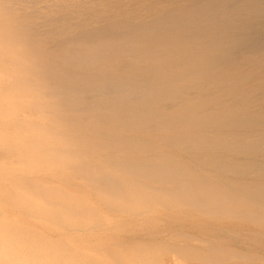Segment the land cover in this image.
<instances>
[{
  "label": "rangeland",
  "instance_id": "374dc122",
  "mask_svg": "<svg viewBox=\"0 0 264 264\" xmlns=\"http://www.w3.org/2000/svg\"><path fill=\"white\" fill-rule=\"evenodd\" d=\"M35 18L43 21L36 36L45 41V47L41 49L42 61L48 62L43 63L44 71L49 77L55 69L53 76L61 74V78L59 75L48 78L44 72V78L48 79L35 78L37 82L32 83L30 55L34 56L35 52L26 51L18 42L8 40L11 34L28 31ZM19 19L22 22L18 23ZM0 29V75L6 71L5 66L11 68L7 72L9 75L4 72L3 78L0 76L3 80H0V89L6 90L9 84L7 90L13 87L11 91L16 93L7 90L2 93L0 90V101L6 97L2 95L4 93L15 95L5 98L9 102L4 99V104L0 102V106L4 105L2 110L7 108L2 114L8 115L3 114L6 118L1 116L5 120L0 117V122L3 121L0 125L5 124L0 127V135H4L1 129L7 131L5 135L8 137L13 130V143H6L18 146L19 141L25 140L22 136L27 135L28 129L33 136L39 129L49 132L39 130L42 136H47L39 138V135L37 141L35 136L39 132L34 141L28 134L31 139L26 136L30 140L21 143H24L21 151H18L21 145L16 147L19 148L17 151L15 148L17 156L20 153L22 157L13 154L17 159L13 156L12 162L14 160L16 164L10 159L0 161V219L5 217L7 220L16 203L6 202L3 198L4 171L11 173L23 164L24 167L30 165V159L27 162L30 156L39 155L36 158L40 159L44 153L48 152V156L49 152L55 151L52 158L48 156L51 160L46 155L47 158L41 159L46 161L53 177L51 183L38 187L46 201L34 203L30 214L35 226L53 233H65L72 243L79 245L74 249V255L60 258L79 264H111L112 255L120 250L121 245L136 242V247L124 256L126 264L152 261L155 258L150 250L138 241L141 235H148V230L144 226L132 228L128 221L133 217L144 221L154 219L165 204L178 206L181 199H195L207 205L210 211L205 214L192 210L189 222L198 234L205 237L196 243L207 250V258L213 264H264V0H0ZM21 55L25 56L24 59ZM49 58L55 62L49 64ZM2 60L10 63L4 65ZM56 62L62 63L63 69L71 63L74 66L70 65L71 70L66 67L69 70L62 72L61 64H54ZM125 62L129 64L126 66ZM118 63L128 70L124 71ZM24 65L31 77L25 74L27 72L21 73L25 70ZM17 66L23 69L21 74ZM48 68H53L50 74ZM122 71L130 74L124 75ZM24 74L27 82L24 80L23 84ZM68 76L75 81L72 79L71 82ZM58 78L63 79L65 85L63 82L53 85ZM66 79H70L71 87L66 85ZM77 79L83 85L78 86ZM18 81L21 84L18 85ZM98 81L100 86H95ZM123 81L129 86L120 85ZM74 82L82 89H77ZM103 83H112L115 90L110 86V90L104 88ZM91 86L96 90L88 88ZM121 88L124 92L129 90L128 93L118 94ZM43 93L53 97L48 99ZM9 96L14 100L17 96L18 100L10 101ZM33 96L36 100L31 103ZM25 99L32 105L24 102ZM66 100L74 102L75 106L69 103V107ZM13 102L17 105L13 106ZM20 102L27 107L22 105L24 107L18 109ZM27 108L30 112L26 111ZM37 109L41 111L37 113ZM17 110L24 116L18 112L19 117H10ZM47 117L49 119L44 120ZM16 123L18 126L23 123L25 128L19 126L20 129H16ZM51 136H56L59 141L63 139L60 142L63 145L58 146L57 138ZM38 138L47 144L58 141L57 145L54 142L51 145L60 148L47 145L44 148L43 143L42 151L35 149L36 144L39 148L42 145ZM2 139L0 144L4 141ZM28 145L31 150L26 149ZM193 183L195 191L192 190ZM164 187L167 191L163 190ZM178 187L183 190L178 191ZM96 188L98 192L94 191ZM159 189L166 191L162 194L167 196L161 195ZM100 190L117 196L106 195ZM169 191L175 194L171 196ZM0 258L6 264H26L37 256L21 253L3 243L0 244ZM170 260L171 264H183L175 255Z\"/></svg>",
  "mask_w": 264,
  "mask_h": 264
},
{
  "label": "clouds",
  "instance_id": "9594fccd",
  "mask_svg": "<svg viewBox=\"0 0 264 264\" xmlns=\"http://www.w3.org/2000/svg\"><path fill=\"white\" fill-rule=\"evenodd\" d=\"M7 7V6H6ZM43 21L35 18L28 31L11 34L8 40L18 42L26 51L35 52L31 57V73L35 78L44 79V65L41 49L45 47L43 38L36 36L39 25ZM17 146L8 143L0 144V155L7 160ZM49 166L37 158L34 163L18 168L11 173H3V198L6 202L16 203L7 220L0 219V244L7 243L21 253H30L37 259L26 264H79L77 261L60 257L74 255V249L79 245L70 241L65 233H53L39 228L32 223L31 208L34 203H43L46 197L38 191L41 184L52 182ZM178 187V191H182ZM192 190H196L195 183ZM23 194V195H20ZM192 210L197 212L210 211L207 205L195 199H181L179 205L165 204L154 219L147 221L131 218L128 223L132 228L144 226L148 235H141L138 241L144 244L155 258L152 261L143 260L134 264H171V256L178 257L183 264H213L207 258V250L197 240L205 237L198 234L190 225ZM136 247V242L120 246V250L112 255L111 264H126L125 254ZM0 264L6 262L0 258Z\"/></svg>",
  "mask_w": 264,
  "mask_h": 264
},
{
  "label": "bare ground",
  "instance_id": "6f19581e",
  "mask_svg": "<svg viewBox=\"0 0 264 264\" xmlns=\"http://www.w3.org/2000/svg\"><path fill=\"white\" fill-rule=\"evenodd\" d=\"M7 1H8V0H7ZM90 1H91V0H90ZM115 1H116V0H115ZM121 1H122V0H121ZM92 2H93V1H92ZM92 2H91V4H90L91 6L93 5ZM94 2H95V1H94ZM94 2H93V3H94ZM96 2H97V1H96ZM30 3H31V2H30ZM87 3H88V2H87ZM97 3H98V2H97ZM97 3H95V4H97ZM111 3L113 4V2H111ZM116 3H117V2H116ZM120 3H121V2H120ZM14 4H15V3H14ZM99 4H100V3H99ZM107 4H108V3H107ZM94 6H95V5H94ZM98 6H101V4L98 5ZM115 6H116V5H115ZM85 7H86V6H85ZM124 7H125V6H124ZM80 8H81V7H80ZM95 8H96V6H95ZM97 9H99V8H97ZM97 9H96V10H97ZM99 10H100V9H99ZM117 10H118V9H117ZM64 11H65V10H64ZM8 12H9V11H8ZM18 12H20V11H18ZM26 12H27V11H26ZM57 12H58V11H57ZM114 12H115V11H114ZM64 13H65V12H64ZM19 14H20V13H19ZM68 14H70V13H68ZM63 15H64V14H63ZM6 16H7V15H6ZM17 16H18V14H17ZM20 16H21V15H20ZM21 17H22V16H21ZM18 18H19V17H18ZM18 18H17V19H18ZM22 19H23V18H21V20H22ZM19 20H20V19H19ZM21 20L18 21V23L23 21V20H22V21H21ZM33 20H34V19H33ZM64 20H65V19H64ZM79 20H80V19H79ZM117 20H118V19H117ZM23 22H26V20L24 19ZM61 22H62V20H61ZM31 24H32V23H31ZM18 25H19V24H17V26H18ZM92 26H93V25H92ZM12 27H13V26H12ZM26 27H27V26H26ZM30 27H31V26H30ZM58 27H59V26H58ZM17 28H18V27H17ZM60 28H61V27H60ZM87 28H88V27H87ZM87 28H86V29H87ZM80 29H81V28H80ZM0 30H1V29H0ZM45 30H46V29H45ZM88 30H89V29H88ZM88 30H87V31H88ZM103 30H104V29H103ZM47 31H48V30H47ZM49 31H50V30H49ZM94 31H95V30H94ZM97 31H98V30H97ZM111 32H113V31H111ZM85 33H86V32H85ZM115 33H116V32H115ZM115 33H114V34H115ZM17 34H18V33H17ZM98 34H99V33H98ZM118 35H120V34H118ZM57 36H58V34H57ZM121 36H122V35H121ZM121 36H120V37H121ZM95 37H96V36H95ZM113 37H114V36H113ZM120 37L118 36V38H120ZM5 38H6V37H5ZM80 38H81V37H80ZM108 38H110V37H108ZM108 38H107V39H108ZM118 38H117V39H118ZM88 39H89V38H88ZM110 39H111V38H110ZM117 39H115V40H117ZM5 40H6V39H5ZM11 42H12V41H11ZM65 42H66V41H65ZM67 43H68V42H67ZM50 44H51V43H50ZM95 44H96V43H95ZM0 45H1V44H0ZM17 45H18V44H17ZM59 45H60V44H59ZM62 45H63V44H62ZM96 46H97V45H96ZM6 47H7V46H6ZM9 47H10V45H9ZM61 47H62V46H61ZM253 47H254V46H253ZM63 48H65V47L63 46ZM0 49H1V47H0ZM57 49H59V48H57ZM136 49H137V48H136ZM1 50H2V49H1ZM1 50H0V51H1ZM7 50H8V49H7ZM75 50H76V49H75ZM81 50H82V49H81ZM18 51H20V49H19ZM71 51H72V50H71ZM76 51H78V50H76ZM79 51H80V50H79ZM79 51H78V52H79ZM117 51H118V50H117ZM136 51H137V50H136ZM136 51H135V52H136ZM53 52H54V51H52V53H53ZM69 52H70V51H69ZM13 53H14V52H13ZM19 53H20V52H18V56H19ZM46 53H47V52H46ZM130 53H131V52H130ZM7 54H8V53H7ZM21 54H22V53H21ZM31 54H32V53H31ZM57 54H58V52H57ZM79 54H80V53H79ZM61 55H63V54H61ZM4 56H5V55H4ZM6 56H8V55H6ZM23 56H24V55H23ZM82 56H83V55H82ZM115 56H116V55H115ZM20 57H22V55H21ZM20 57H18L17 60H18ZM24 57H25V56H24ZM24 57H22V58L24 59ZM4 58L6 59V57H4ZM30 58H31V55H30ZM62 58H63V56H62ZM62 58H61V59H62ZM160 58H162V57H160ZM1 59H2V58L0 57V60H1ZM10 59H11V58H10ZM51 59H52V58H51ZM63 59H64V58H63ZM68 59H69V57H68ZM111 59H112V61H113V59H114L113 55H112V58H111ZM111 59H110V62H111ZM118 59H120V57H119ZM6 60H7V59H6ZM21 60H22V59H21ZM21 60H19V62H20ZM46 60H47V59H46ZM52 60L54 61V59H52ZM65 60H66V59H65ZM65 60H64V62H65ZM120 60H122V59H120ZM49 61H50V58H49ZM53 61H52V62H53ZM66 61H67V60H66ZM8 62L10 63L9 60L6 61L5 63H8ZM17 62H18V61H17ZM19 62H18V63H19ZM52 62L50 61L49 64H51ZM54 62H55V61H54ZM58 62H59V61H58ZM58 62H56V63H54V64H57ZM61 62H63V61L61 60ZM67 62H71V61L68 60ZM117 62H118V61H117ZM123 62H124V61H122L121 63H123ZM0 63H1V61H0ZM2 63H3V60H2ZM5 63H3V64L6 65ZM20 63H21L20 65L23 66L22 62H20ZM43 63H48V62L46 61V62H43ZM133 63H134V62H133ZM13 64H14V63H13ZM13 64H7V65H13ZM25 64H26V63H25ZM52 64H53V63H52ZM58 64H59V65L61 64V66H62V63H58ZM85 64H86V62H85ZM85 64H84V65H85ZM87 64H88V63H87ZM123 64H124V63H123ZM127 64H129V63H128V62H125V65H126V66H127ZM26 65H27V64H26ZM59 65L57 66L58 68H59ZM70 65H73V66H74V64L71 63V64H68L67 66L65 65V69H63V66H62V69H63V70H62L61 68H60V69L62 70V72H64L66 69H68V68H66V67H70ZM84 65H83V66H84ZM88 65H89V64H88ZM118 65H120V64L118 63ZM13 66H14V65H13ZM18 66H19V65H18ZM18 66H17V67H18ZM21 66H20V67H21ZM28 66H30V65H28ZM52 66H54V65H51V67H52ZM55 66H56V65H55ZM55 66H54L53 68H55ZM147 66H148V65H147ZM2 67H4V66L2 65ZM2 67H1V68H2ZM26 67H27V66H26ZM26 67H25V65H24V69H25V70L21 69V70H23L21 73H25V72H27L26 70L28 69V67H27V68H26ZM96 67H97V66H96ZM96 67H95V68H96ZM98 67H99V66H98ZM98 67H97V68H98ZM100 67H101V66H100ZM120 67L123 68V66H121V65H120ZM128 67H129V66H128ZM131 67H132V66H131ZM133 67H134V66H133ZM148 67H149V66H148ZM168 67H169V66H168ZM175 67H176V66H175ZM177 67H178V66H177ZM5 68H6V66H5ZM5 68H3V69L6 70V71H4V72H6V73L8 72V70L10 71V69H11V68H9V67L6 68V69H5ZM22 68H23V67H22ZM45 68H46V67H45ZM53 68H52V69H51V68H48V69H47L48 71H49V69L51 70V71L49 72V74L52 72ZM81 68H82V66L80 67V69H81ZM101 68H103V67H101ZM150 68H151V67H150ZM152 68H153V67H152ZM161 68H162V67H161ZM171 68H172V67H171ZM30 69H31V67L29 68V70H30ZM56 69H57V68H56ZM84 69H86V68H84ZM88 69H89V68H88ZM98 69H99V68H98ZM123 69H124V71L126 70L125 68H123ZM130 69H132V68H130ZM134 69H135V68H134ZM145 69H146V67H145ZM163 69H165V68H163ZM18 70H19V73H20L21 70L19 69V67H18ZM18 70H16V72H17ZM44 70H45V69H44ZM68 70H69V69H68ZM70 70H71V67H70ZM86 70H87V69H86ZM96 70H97V69H96ZM127 70H128V68H127ZM127 70H126V71H127ZM154 70H155V69H154ZM165 70H166V69H165ZM174 70H175V69H174ZM0 71H2V70L0 69ZM56 71H57V70H56ZM97 71H99V70H97ZM101 71H102V70H100V72H101ZM103 71H104V70H103ZM103 71H102V72H103ZM166 71H167V70H166ZM4 72H3V73H4ZM11 72H14V73H15V71H12V70H11ZM44 72L47 73V71H44ZM54 72H55V69H54L53 72H52L53 75H55ZM90 72H91V71H90ZM122 72H123V71H122ZM144 72H145V71H144ZM144 72H143V73H144ZM150 72H151V71H150ZM3 73H2V74H3ZM21 73H20V74H21ZM27 73H28V74H27ZM27 73H25V74H26L27 76H30V73H29V72H27ZM56 73H59V70H58ZM126 73H127V74H125V73L123 72L124 75H128V74H130V73H128V72H126ZM151 73H152V72H151ZM151 73H150V74H151ZM153 73H154V72H153ZM165 73H166V72H165ZM165 73H164V74H165ZM2 74L0 75L1 77H2ZM4 74H5V73H4ZM25 74H24V76H25ZM76 74H77V73H76ZM83 74H84V73H83ZM154 74H155V73H154ZM7 75H9V74L7 73ZM45 75H46V74H45ZM53 75H49V77H50V76H53ZM58 75H59V74H58ZM58 75L56 74L57 77H58ZM60 75H61V74H60ZM60 75H59V77H60ZM66 75H67V74H66ZM142 75L144 76V74H142ZM10 76H11V75H10ZM10 76H8V77H10ZM27 76L23 77V78H22L23 80H21V82L25 80L24 78H26V80H27ZM31 76H32V74H31ZM31 76H30V77H31ZM46 76L48 77V73H47ZM56 76H53V77L56 78ZM118 76H120V75H118ZM118 76H117V77H118ZM1 77H0V78H1ZM5 77H6V75H4V80L6 79ZM47 77H45L44 79L46 80V79L49 78V77H48V78H47ZM53 77H52V78H53ZM68 77H69V76H68ZM106 77L108 78L107 75H106ZM110 77H111V76H110ZM110 77H109V79H110ZM114 77H116V76H114ZM122 77H123V76H121L120 78H122ZM135 77H136V76H135ZM138 77H139V76H138ZM140 77H141V76H140ZM140 77H139V78H140ZM2 78H3V77H2ZM10 78H12V80L14 79L13 77H10ZM18 78H19V77H18ZM28 78H29V77H28ZM32 78H33V77H32ZM60 78H61V77H60ZM62 78H63V77H62ZM69 78L71 79V77H69ZM111 78H112V77H111ZM154 78H156V77H154ZM8 79H9V78H7V80H8ZM15 79H16V78H15ZM15 79H14V80H15ZM53 79H54V78H53ZM53 79H52V80H53ZM63 79H64V78H63ZM63 79H59V78H58V79H57L58 81H56V82L53 81L52 84L55 85L56 83H59V82H60V83L63 82V84H64ZM70 79H66V80L68 81V80H70ZM72 79H73V78H72ZM72 79H71V82H72ZM103 79H106V78L104 77ZM115 79H116V78H115ZM124 79H125V78H124ZM136 79H137V78H136ZM0 80H2V79H0ZM14 80H13V81H14ZM19 80H20V78H19ZM26 80H25V81H26ZM30 80H31V79L29 78L28 81H30ZM60 80H62V81H60ZM66 80H65V81H66ZM73 80H74V79H73ZM106 80H107V79H106ZM126 80H127V79H126ZM126 80H125V81H126ZM2 81H3V80H2ZM2 81H1V82H2ZM5 81H6V80H5ZM16 81H17V79H16ZM16 81H15V82H16ZM31 81H32V80H31ZM31 81H30V82H31ZM33 81H34V82H32V83L37 82V80L35 81V77H34ZM47 81H48V80H47ZM47 81H44V83L47 82ZM74 81H75V80H74ZM78 81H79V79H77L76 82H78ZM108 81H110V80H108ZM127 81H129V80H127ZM130 81H131V79H130ZM135 81H136V80H135ZM1 82H0V83H1ZM8 82L10 83L9 80H8ZM18 82H19L18 85L21 84L20 81H18ZM26 82H27V81H26ZM30 82H28V84H29ZM68 82H69V81H68ZM68 82H67L66 85H68V84L70 85V82H69V83H68ZM96 82H97V81H96ZM111 82H112V80H111ZM113 82H114V81H113ZM113 82H112V83H113ZM117 82H118V83H117L116 86L118 87V85H119V80H118ZM12 83H13V82H12ZM22 83H23V82H22ZM41 83H43V81H42ZM54 83H55V84H54ZM65 83H66V82H65ZM74 83H75V82H74ZM74 83H71V84H73V87L76 85V83H75V85H74ZM86 83H87V82H85V86H87ZM100 83H101V81H100ZM112 83H111V84H108V85L103 83V84H101V86L104 85V86H105L104 88L110 90L109 88L113 86ZM114 83H115V82H114ZM124 83H125V82L123 81L122 84L120 83V85L123 86ZM188 83H189V81H188ZM4 84H5V83H4ZM13 84H14V83H13ZM23 84H24V83H23ZM46 84H47V83H46ZM79 84H80V83L78 82L77 85L79 86ZM91 84H92V83H91ZM94 84H95V82H94ZM97 84L100 86L99 81H98V83L95 84V86H97ZM136 84H137V83H136ZM213 84H214V83H213ZM1 85H2V84H1ZM8 85H9V84H8ZM8 85H7V87H6L7 89H8V87H9ZM16 85H17V83H16ZM18 85H17V87H18ZM33 85H35V84H33ZM49 85H51V83H49ZM56 85H57V84H56ZM56 85H55V86H56ZM58 85H59V84H58ZM60 85L63 86L62 84H60ZM60 85H59V86H60ZM64 85H65V84H64ZM77 85H76V88H77V89H82V88H78ZM80 85H83V83L80 84ZM208 85H209V84H208ZM208 85H207V86H208ZM2 86H3V85H2ZM2 86H1V88H2ZM4 86H6V84H5ZM13 86H14V85H13ZM23 86H24V85H23ZM23 86L21 85L20 87H23ZM28 86L30 87V84H29ZM28 86H25V88H27ZM40 86H44V85L40 84ZM95 86H94V87H95ZM106 86H107V87H106ZM109 86H110V87H109ZM124 86L126 87V86H129V85H128L127 83H125ZM132 86H133V85H132ZM181 86H182V85H181ZM207 86H206V87H207ZM216 86H217V85H216ZM15 87H16V86H15ZM29 87H28V88H29ZM31 87H32V85H31ZM36 87H37V84H36ZM64 87H65V89H66V86H64ZM67 87H68V86H67ZM70 87H71V85H70ZM73 87H72V88H73ZM92 87H93V86L88 87V88H91V89H92ZM94 87H93V89H95ZM108 87H109V88H108ZM117 87H116V90L118 89ZM133 87H134V86H133ZM136 87H137V85H136ZM203 87H204V86H203ZM11 88H13V87H11ZM11 88L9 89L10 91H8L7 89H6V90H7L9 93L12 92V91L14 92V90L11 91ZM38 88H39V87H38ZM38 88H36V90H37ZM46 88H47V85H45V89H46ZM72 88H71V89H72ZM83 88H84V87H83ZM99 88H100V87H99ZM112 88H113V87H112ZM114 88H115V86H114ZM114 88H113V89H114ZM142 88H143V87H142ZM193 88H194V87H193ZM193 88H191V89H193ZM3 89H5V88H2V89H0V90L2 91ZM29 89H30V88H29ZM41 89H42V87H41ZM45 89H44V91H45ZM48 89H49V88H48ZM48 89L46 90L47 92L49 91ZM71 89H70V90H71ZM74 89H75V88H73V90H74ZM203 89H204V88H203ZM6 90H3V91L6 92ZM15 90H16V89H15ZM25 90H26V89H25ZM32 90H33V87H32ZM95 90H96V89H95ZM111 90H112V89H111ZM114 90H115V89H114ZM123 90H124V88H123V89L121 88V91H118V92H121V93H118V94H122V92H123V94H124V93H128L127 91H129V90H127V91L125 90L126 92H124ZM3 91H2V93H3ZM37 91H39V90H37ZM37 91H36V92H37ZM42 91H43V90H42ZM91 91H93V90H91ZM105 91H106V90H105ZM179 91H180V90H179ZM26 92L29 93L28 91H26ZM34 92H35V90H34ZM40 92H41V90H40ZM51 92H52V91H51ZM51 92H49V93H51ZM58 92H59V91H58ZM77 92H78V91H77ZM83 92H84V91H83ZM87 92H88V91H87ZM115 92H116V91H115ZM188 92H189V91H188ZM199 92H200V91H199ZM9 93H6V94L4 93V94H2V95H6V97L8 98V95H10ZM23 93H24V92H23ZM41 93H42V92H41ZM44 93H45V92H44ZM44 93H43V95H45ZM49 93H48V94H49ZM78 93H79V92H78ZM84 93H85V92H84ZM106 93H109V91H107ZM106 93H104V94H106ZM113 93H114V92H113ZM113 93H112V94H113ZM138 93H140V92H138ZM141 93H142V92H141ZM186 93H187V92H186ZM189 93H190V92H189ZM189 93H188V94H189ZM200 93H201V92H200ZM208 93H209V92H208ZM11 94H12V93H11ZM14 94H16V93L14 92ZM14 94H12V95H14ZM29 94H31V93H29ZM48 94H46L45 97H46V96H47V98H48V97H50V98L53 97V96H51L52 93L49 94L50 96H49ZM57 94H58V93H57ZM59 94H61V93H59ZM81 94H82V93H81ZM110 94H111V93H110ZM110 94H109V95H110ZM195 94H197L196 91H195ZM12 95H10V96H12ZM24 95H25V93H24ZM79 95H80V94H79ZM83 95H84V94H83ZM106 95H108V94H106ZM106 95H105V96H106ZM116 95H117V92H116ZM137 95H138V94H137ZM137 95H135V96H137ZM199 95H200V94H199ZM10 96H9V99L11 98ZM14 96H15V95H14ZM22 96H23V95H22ZM31 96H32V94H31ZM31 96H29V97H31ZM34 96H36V95L34 94ZM34 96L32 97L33 99L31 100V101H32L31 103H33L34 99L36 98V97H34ZM59 96H60V95H59ZM59 96H58V97H59ZM61 96H64V95H61ZM81 96H82V95H81ZM84 96H85V95H84ZM93 96H94V95H93ZM117 96H118V95H117ZM142 96H144V95H142ZM148 96H150V95H148ZM190 96L193 98V95H192V94H191ZM190 96H189V97H190ZM204 96H205V95H204ZM204 96H203V97H204ZM3 97H4V96H3ZM6 97L2 98V101H3V102L0 101V102H2V104H4V100H5V102H6V100H7V99H5ZM23 97H24V96H23ZM25 97L27 98V96H25ZM94 97H95V96H94ZM128 97H129V96H128ZM140 97H141V96H140ZM145 97H146V96H144V98H145ZM157 97H159V96L157 95ZM201 97H202V96H201ZM209 97H210V95L208 96V98H209ZM12 98H14V97H12ZM50 98H48V99H50ZM69 98H70V97H69ZM90 98H93V97H90ZM95 98H96V97H95ZM3 99H4V100H3ZM16 99H17V96L15 97V100H16ZM20 99H21V98H20ZM22 99L24 100V98H22ZM22 99H21V101H22ZM28 99H30V98H28ZM28 99H25L26 101H24V102H27ZM52 99H53V98H52ZM54 99H55V96H54ZM65 99H66V98H65ZM135 99H136V98H135ZM139 99H140V98H138L137 101H139ZM142 99H143V98H142ZM196 99H197V98H196ZM202 99H203V98H202ZM202 99H201V100H202ZM12 100H14V99H10V101H12ZM15 100H14V101H15ZM17 100H18V99H17ZM35 100H36V99H35ZM101 100H102V99H101ZM147 100H148V99H147ZM7 101H8V100H7ZM58 101H59V100H58ZM66 101L68 102L69 100H66ZM66 101H65V102H66ZM104 101H105V100H104ZM141 101H143V100H141ZM8 102H9V101H8ZM16 102H17V101H16ZM51 102H52V101H51ZM65 102H63V103H65ZM75 102H76V100H75ZM77 102H78V100H77ZM18 103H19V101H18ZM20 103H21V102H20ZM27 103L31 104L30 102H27ZM55 103H56V102H55ZM59 103L61 104L62 102L59 101ZM59 103H58V104H59ZM69 103H72V102L69 101V102H68V106H69ZM73 103H74V102H73ZM73 103H72V104H73ZM86 103H87V102H86ZM90 103H91V102H90ZM107 103H108V102H107ZM111 103H112V102H111ZM132 103H133V102H132ZM6 104H7V103H6ZM11 104H13V106H14V104H16V103L13 102V103H11ZM29 104H28V105H29ZM41 104H42V103H41ZM48 104H49V103H48ZM72 104H70V105H72ZM76 104H77V103H76ZM98 104H99V103H98ZM101 104H102V103H101ZM7 105H8V104H7ZM9 105H10V104H9ZM9 105H8V106H9ZM16 105H17V104H16ZM16 105H15V106H16ZM22 105L25 106V105H27V104H25V103L23 104V102H22L21 105H20V107H19L18 109H21L22 107H24V106H22ZM31 105H32V104H31ZM31 105H29L30 107H29V106H28V107L31 108ZM46 105H47V104H46ZM54 105H55V104H54ZM73 105H74V104H73ZM79 105H80V103H79ZM138 105H139V104H138ZM186 105H187V104H186ZM1 106L3 107L4 105H1ZM1 106H0V113H1V114H0V117L2 116V117L4 118L5 116H3V114H6V113H3V114H2V112H4L5 108H3L4 110H2V109H1ZM5 106H6V105H5ZM18 106H19V104H18ZM18 106H17V107H18ZM34 106H35V104H34ZM34 106H33V107H34ZM37 106H38V105H37ZM56 106H57V105H56ZM62 106H63V105H60V107H62ZM74 106H75V105H74ZM77 106H78V104H77ZM80 106H81V105H80ZM80 106H79V107H80ZM97 106L99 107V105H97ZM6 107H7V106H6ZM26 107H27V106H25L24 108H26ZM64 107H65L66 110L68 109L66 106H64ZM69 107H70V106H69ZM79 107H78V108H79ZM81 107H82V106H81ZM95 107H96V106H95ZM13 108H15V107H13ZM29 108H27V109H29ZM34 108H35V107H34ZM34 108H32V109H34ZM37 108H38V107H37ZM130 108H131V107H130ZM32 109H31V110H32ZM83 109H84V108H83ZM90 109H91V107L89 108V110H90ZM182 109H183V108H182ZM1 110H2V111H1ZM6 110H7V108H6ZM6 110H5V111H6ZM9 110H10V109H9ZM9 110H8V111H9ZM22 110H23V109H22ZM25 110H26V109H25ZM80 110H82V108H80ZM180 110H181V109H180ZM193 110H194V109H193ZM13 111H14V110H13ZM26 111H27V112H30V109H29V110H26ZM38 111H39V110L37 109V113H38ZM40 111H41V110H40ZM40 111H39V112H40ZM46 111H48V110H46ZM67 111H68V110H67ZM67 111H66V112H67ZM113 111H114V110H113ZM116 111H117V110H116ZM121 111H122V110H121ZM9 112H10V111H9ZM15 112H16V111H15ZM15 112H14V113H15ZM18 112H19V111L17 110V113H15V114L13 113L14 116H13V114L11 113L12 116H11V114H10V117L17 118V116H18ZM27 112H25V113L27 114ZM20 113H21V111L19 112V114H20ZM23 113H24V112H23ZM32 113L34 114L33 111H32ZM44 113H46V112H44ZM44 113L42 112V114H44ZM52 113H54V112H52ZM75 113H76V112H75ZM21 114H22V113H21ZM21 114H20V115H21ZM28 114H29V113H28ZM35 114H36V113H35ZM46 114H47V113H46ZM165 114H166V113H165ZM6 115H7V114H6ZM15 115H16V117H15ZM29 115H30V114H29ZM29 115H28V116H29ZM151 115H152V114H151ZM153 115H154V114H153ZM184 115H185V114H184ZM7 116H8V115H7ZM21 116H24V115H21ZM26 116H27V115H25V117H26ZM30 116H31V115H30ZM30 116H29V117H30ZM34 116H36V115H34ZM34 116H32V117L34 118ZM37 116H39V115H37ZM37 116H36V117H37ZM181 116H183V115H181ZM2 117H1V118H2ZM18 117H19V116H18ZM32 117H31V118H32ZM39 117H41V116H39ZM42 117H44V116H42ZM60 117H61V116H60ZM75 117H76V116H75ZM80 117H81V116H80ZM125 117H126V116H125ZM136 117H138V116H136ZM154 117H156V116H154ZM3 118H2V119H3ZM5 118H6V117H5ZM33 118H32V119H33ZM52 118H53V117H52ZM61 118H62V117H61ZM68 118H69V117H68ZM8 119H9V117H8ZM8 119L6 120L7 122H8ZM26 119H27V118H26ZM26 119H25V120H26ZM32 119H31V120H32ZM42 119H44V118H42ZM47 119H49V118L47 117V118H45L44 120H47ZM3 120H5V119H3ZM29 120H30V118H29ZM29 120L27 119V121H29ZM31 120H30V121H31ZM33 120H34V119H33ZM61 120H63V118H62ZM65 120H67V119H65ZM11 121L13 122V120H11ZM14 121H15V120H14ZM20 121H21V120H20ZM34 121L37 122L36 120H34ZM41 121H42V120H41ZM52 121H53V120H51V122H52ZM67 121H68V120H67ZM77 121H78V120H77ZM1 122H3V121H1ZM1 122H0V123H1ZM4 122H5V121H4ZM16 122L19 123V121H16ZM46 122H48V121H46ZM56 122H57V121H56ZM56 122H55V123H56ZM61 122H63V121H61ZM176 122H177V121H176ZM5 123H6V122H5ZM14 123H15V122H14ZM17 123H16V125H15V126H17V128L15 127L16 129H18L19 126L25 128V126L22 125L23 123H22L21 125H19V126L17 125ZM29 123H30V122H29ZM52 123H54V121H53ZM57 123H58V122H57ZM63 123H64V122H63ZM250 123H251V122H250ZM3 124H4V123H3ZM3 124H2V125H3ZM6 124H9V123H6ZM27 124H28V123H27ZM142 124H143V123H142ZM174 124H175V123H174ZM202 124H203V123H202ZM2 125H0L1 128L4 127V126H2ZM4 125H5V124H4ZM10 125H11V123H10ZM29 125H31V124H29ZM29 125H27V126H29ZM62 125H63V124H62ZM123 125H124V124H123ZM129 125H130V124H129ZM134 125H135V124H134ZM140 125H141V124H140ZM146 125H147V124H146ZM8 126H9V125H8ZM11 126H12V125H11ZM36 126H37V124H36ZM46 126H48V125H46ZM54 126H55V125H54ZM58 126H59V125H58ZM132 126H133V125H132ZM132 126H131V127H132ZM34 127H35V126H34ZM49 127H50V126H49ZM61 127H62V126H61ZM30 128H33V127L30 126ZM36 128L39 129L40 127H39V128L36 127ZM55 128H56V127H55ZM132 128H133V127H132ZM139 128H140V127H139ZM238 128H239V127H238ZM8 129H9V128H8ZM8 129H7V130H8ZM11 129H13V127H12ZM11 129H9L8 131L10 132ZM16 129H15V130H16ZM19 129H20V128H19ZM21 129H22V128H21ZM33 129H34L35 132H36V129H35V128H33ZM46 129H47V128H46ZM78 129H79V127H78ZM121 129H122V128H121ZM123 129H124V128H123ZM130 129H131V128H130ZM130 129H128V130H130ZM1 130H2L3 134L5 135L7 131H3V129H1ZM5 130H6V129H5ZM22 130H23V129H22ZM24 130H25V129H24ZM30 130H31V129H30ZM30 130H29V129L27 130V131H28V132H27V135H28V134L30 135V133H29ZM39 130H40V129H39ZM39 130H38L36 133H38ZM44 130H45V129H42V130H40V131L43 132ZM61 130H62V129H61ZM72 130H73V128H72ZM200 130H201V129H200ZM11 131H12V133L8 134V135H10L9 137L11 138L10 141L8 140L9 137H8L7 135H5V136H7V138H4L5 136L2 135V136H4L3 139L1 138L2 136L0 135V139H2V141L4 140L5 142L8 141V142L10 143L11 140H12V138H14V137H13V135H14L13 133H14V132H13V130H11ZM19 131H21V130H19ZM25 131H26V130H25ZM47 131H48V130H47ZM47 131H46V132L44 131V132L49 134V132H47ZM81 131H82V130H81ZM95 131H96V130H95ZM138 131H139V130H138ZM190 131H191V130H190ZM4 132H5V133H4ZM32 132H34V131H31V133H32ZM195 132H196V131H195ZM15 133H16V132H15ZM36 133H35V134H36ZM110 133H111V132H110ZM11 134H13V135L11 136ZM19 134H20V132H19ZM32 134H33V133H32ZM35 134H34V136H35ZM41 134L43 135V133H41ZM41 134H40V132H39V134H37V135L35 136V141H37L36 138H37L39 135H41ZM27 135H26V136H27ZM29 135H28V137L31 139V137H32L33 135H30L31 137H30ZM42 135H41L39 138H43V137L47 136L46 134H44V136H42ZM88 135H89V134H88ZM139 135H140V134H139ZM16 136L18 137V138H16V140L18 139V141H19V136H18L17 134H16ZM26 136H25V137L22 136V137L25 139V140H23V141H25V142H24L25 144H26V140L29 139V138L26 137ZM34 136H33V139H31V140H33V141H34ZM114 136H115V135H114ZM48 137H50V135H49ZM52 137L54 138V137H56V136H51V138H52ZM58 137H59V136H58ZM95 137H96V136H95ZM95 137H93V138H95ZM23 138H22V139H23ZM39 138H38V140H39ZM56 138H57V137H56ZM99 138H100V136H99ZM101 138H102V137H101ZM129 138H130V137H129ZM131 138H132V137H131ZM30 139H29V140H30ZM47 139H48V138H47ZM54 139H55V138H54ZM58 139H59V138H57V140H58ZM66 139H67V138H66ZM90 139H91V138H90ZM102 139H103V138H102ZM174 139H175V138H174ZM14 140H15V139H14ZM20 140H21V139H20ZM29 140H28V141H29ZM48 140H50V138H49ZM57 140H56V141H57ZM61 140L64 141L63 139H61ZM61 140H60V141L58 140V141H59V145H58V146H60L61 144L63 145V143L60 144V142H62ZM67 140H68V139H67ZM67 140H66V141H67ZM70 140H71V139H70ZM159 140H160V139H159ZM0 141H1V140H0ZM4 141L1 142V143L3 144ZM21 141H22V140H21ZM23 141H22V142H23ZM28 141H27V142H28ZM33 141H32L31 143H33ZM39 141H40L41 144H42V145L39 144V145H41V148L37 147V146H36L37 144H36V145H35V147H36L35 149H41L40 151H42V149H43V147H42V146H43V143H45V144H44V148H46L45 145H47V147L49 146V148H50V147L52 146L51 144L54 142V141L52 142V141L50 140L52 143H49V141H48V143L50 144V145H49V144H47V143H46L44 140H42V139H40ZM43 141H44V142H43ZM46 141H47V140H46ZM58 141H57V143H58ZM194 141H195V140H194ZM8 142H7V143H8ZM22 142L19 141L20 145H21ZM40 142H39V143H40ZM92 142H93V141H92ZM94 142H95V141H94ZM11 143H13V142H11ZM19 143H18V144H19ZM24 143H23V144H24ZM35 143H37V142H35ZM35 143H34V144H35ZM54 143H56V142H54ZM57 143H56L55 145H57ZM64 143H65L64 145H66V142H64ZM16 144H17V143H16ZM23 144H22V145H23ZM198 144H199V143H198ZM20 145H18V146H20ZM22 145L19 147L20 150H18L19 148H16V151H17V150H18V151H21V149H22ZM32 145H33V144H32ZM39 145H38V146H39ZM62 145H61V146H62ZM18 146H17V147H18ZM30 146H31V145H30ZM87 146H88V145H87ZM26 147H29V145L26 146ZM53 147H54V144H53L52 148H53ZM55 147H56V148H60V147H57V146H55ZM55 147H54V148H55ZM69 147H70V146H69ZM31 148H32V146H31ZM33 148H34V147H33ZM52 148H51V149H52ZM56 148H55V149H56ZM63 148H64V146H63ZM176 148H177V147H176ZM206 148H207V147H206ZM24 149H25V148H24ZM24 149H23V150H24ZM26 149L28 150V149H30V147H29V148H26ZM104 149H105V148H104ZM128 149H129V148H128ZM27 150H26V152H28ZM30 150H31V149H30ZM101 150H102V149H101ZM206 150H207V149H206ZM206 150H205V151H206ZM16 151H15V149H14V153L12 152V157H11V158H10V157L8 158V160L10 159L9 161H11V163H13V164H16V163H14V160H13V162H12V158H13V156H14L13 154H15V155L17 156V154L15 153ZM24 151H25V150H24ZM33 151L36 152L37 150H33ZM51 151H53V149H52ZM178 151H179V150H178ZM30 152H31V151H30ZM38 152H39V150H38ZM44 152H45V150H44ZM17 153H18V152H17ZM21 153H23V152H21ZM46 153L48 154V152H46ZM46 153H44V154L47 156ZM54 153H56V152H55V151H54V152H51V153L49 152L50 155H48V156H50V157L52 158L51 154H52V155H55ZM240 153H241V152H240ZM23 154H25V152H24ZM23 154H21V155L26 159V157H25L26 154H25V155H23ZM44 154H42V155H44ZM29 155H30V154H29ZM29 155L27 154L28 157H29ZM45 155H44V156H45ZM60 155L62 156V154H60ZM204 155H205V154H204ZM16 156H14V158H15ZM19 156H20V153H19ZM19 156H17V157H19ZM38 156H39V155H38ZM38 156L36 155V157H38ZM44 156H43V158H44ZM46 156H45V158L48 157V156H47V157H46ZM57 156H58V155H57ZM57 156H56V158H57ZM20 157H21V156H20ZM36 157H35V156H34V157L30 156L29 158H27V162H28L29 159H30V162H31V158H32L33 160L37 159ZM50 157H48L47 159H48V160H51ZM194 157H195V156H194ZM1 158H2V159H1ZM43 158H42V156H40V159H43ZM45 158H44V159H45ZM56 158H55V159H56ZM60 158H61V157H60ZM70 158H71V157H70ZM15 159H17V158H15ZM19 159H20V158H19ZM19 159H18V160H19ZM21 159H22V157H21ZM21 159H20V160H21ZM44 159H43V160H44ZM53 159H54V158H53ZM53 159H52V160H53ZM57 159H58V158H57ZM191 159H192V158H191ZM8 160H7V161H8ZM18 160H17V161H18ZM20 160H19V162H20ZM33 160H32V163H33ZM65 160H66V159H65ZM0 161H2V162L5 161V160L3 159V156H1V155H0ZM7 161H6V162H7ZM15 162H16V161H15ZM21 162H22V160H21ZM21 162H20L19 165H22V164H23V162H22V164H21ZM24 162H25V161H24ZM27 162H26V164H27ZM30 162H29V164H32V163H30ZM45 162H46V161H45ZM48 162H49V161H48ZM89 162H90V161H89ZM136 162H137V161H136ZM222 162H223V161H222ZM83 163H84V162H83ZM114 163H115V162H114ZM17 164H18V163H17ZM48 164H49V163H48ZM56 164H57V163H56ZM8 165H10V164H8ZM71 165H72V164H71ZM77 165H78V164H77ZM77 165H76V166H77ZM11 166H12V164L10 165V167H11ZM22 166L24 167V164H23ZM22 166H20V167L22 168ZM65 166H66V165H65ZM68 166H69V165H68ZM80 166H81V165H80ZM83 166H84V165H83ZM87 166H88V165H87ZM100 166H101V165H100ZM7 167H8V166H7ZM0 168H1V167H0ZM220 168H221V167H220ZM107 169H108V168H107ZM110 169H111V168H110ZM12 170H13V169H12ZM0 171H1V170H0ZM113 171H114V170H113ZM79 175H80V174H79ZM86 177H87V176H86ZM105 181H106V180H105ZM85 182H86V181H85ZM103 182H104V181H103ZM106 182H107V181H106ZM263 182H264V181H263ZM107 183H109V182H107ZM163 184H165V183H163ZM87 185H88V184H87ZM90 185H91V184H90ZM90 185H89V188H90ZM98 185H100V184H98ZM98 185H97V186H98ZM112 185L114 186V184H112ZM91 186L93 187V185H91ZM106 186H107V185H106ZM153 186H154V185H153ZM99 187H100V186H98V188H99ZM160 187H163V186L160 185ZM63 188H64V187H63ZM98 188H96V190H94V189H93V190H94V191H97V190H99ZM109 188H111V187H109ZM112 188L115 189L114 187H112ZM112 188H111V189H112ZM164 188H165V189H163V188H162V189H163V190H166V187H164ZM180 188H181V187H180ZM183 188H184V187H183ZM100 189H101V188H100ZM160 189H161V188H160ZM160 189H159V190H160ZM174 189H175V188H174ZM91 190H92V189H91ZM93 190H92V191H93ZM116 190H117V188H116ZM145 190H146V189H145ZM155 190H156V189H155ZM157 190H158V189H157ZM175 190H177V189H175ZM2 191H3V190H2ZM2 191H1V192H2ZM100 191H101V190H100ZM166 191H167V190H166ZM166 191L162 192V190H160L159 192H161V195H165V194H162V193H165ZM172 191H174V190L172 189ZM97 192H98V191H97ZM101 192H102V191H101ZM170 192H171V191H169V193H170ZM102 193H104V192H102ZM185 193H186V192H185ZM104 194L109 195L108 192H106V193H104ZM111 194H113V193H110V195H111ZM174 194H175V192H174ZM174 194H171V193H170L171 196L174 195ZM179 194H180V193H179ZM179 194H176L175 196H177V195H179ZM110 195H109V196H110ZM113 195H114V196H117V194H113ZM113 195H112V196H113ZM165 196H167V195H165ZM171 196H170V197H171ZM184 196H185V195H184ZM188 196H189V195H188ZM178 197L180 198V195H179ZM174 198H175V197H174ZM3 208H4V207H3ZM3 211H4V210H3ZM220 212H223V213H224V211H220ZM4 213H7V212H4ZM206 213H207V212H205V214H206ZM217 213H218V212H217ZM3 218H4V219H3ZM3 218H2V220H5V217H3ZM193 218H194V217H193ZM38 227H39V226H38Z\"/></svg>",
  "mask_w": 264,
  "mask_h": 264
}]
</instances>
